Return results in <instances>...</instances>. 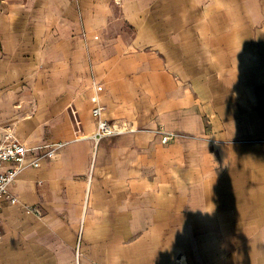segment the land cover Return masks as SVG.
Instances as JSON below:
<instances>
[{"label":"crops","instance_id":"1","mask_svg":"<svg viewBox=\"0 0 264 264\" xmlns=\"http://www.w3.org/2000/svg\"><path fill=\"white\" fill-rule=\"evenodd\" d=\"M250 3L262 5L0 0V140L8 129L30 147L63 142L55 159L17 174L8 189L20 203L0 212L45 205L44 218H56L51 248L39 240L48 262L264 264V88L248 77L254 35L236 30L251 25L237 18ZM25 58L42 60L53 84L33 104L45 109L22 116L14 102L27 108L34 97L12 80L38 73ZM83 58L94 77L80 95L68 82ZM96 83L105 120L134 131L95 144ZM14 242L0 239V264H30L8 262L23 253Z\"/></svg>","mask_w":264,"mask_h":264},{"label":"rangeland","instance_id":"2","mask_svg":"<svg viewBox=\"0 0 264 264\" xmlns=\"http://www.w3.org/2000/svg\"><path fill=\"white\" fill-rule=\"evenodd\" d=\"M262 2L261 8H258V6L254 3H250L249 7L245 9L243 5L239 4L240 6V12L237 16L238 19L247 18L248 21L251 24L249 28L243 26L236 27V30L239 32V34H246L247 30L250 34L254 35L255 38V52H256V58L253 60V63L251 64V73L248 77L250 80H253L254 83L258 86V89L264 88V59L260 58L258 55V51L263 50V43L264 42V0H260ZM115 20L121 19V13L119 10H115L114 12ZM121 29H124L127 33L131 34L132 31L130 28H128L125 24L121 26ZM79 35L83 36V40H85L84 32L79 31ZM94 39H97V36H94ZM86 42L81 44L82 50L85 52L88 50V46ZM18 61V60H17ZM21 62V60H19ZM23 61L27 64L29 62H32L33 68L38 72L34 76H29L27 74H22L18 76V78H13L11 84H18L17 90L19 94L21 95L24 93V91L30 90L31 95H33L34 100H32V106L24 108L21 107V98L16 100L14 102V106L16 107L17 113L19 115H25L26 113H32V112H38L42 111L45 108L41 106H34V102H40L45 95L49 92L47 91V86L52 83L51 78L49 77L48 73V67L45 66L42 60L36 59V58H25ZM18 64V62H17ZM15 63V66L17 65ZM30 66V65H29ZM77 66V76L76 80L73 78V80L69 81L68 83H71L72 81L76 85V92L78 94H82L86 91L87 85H88V79H91L94 77L93 71H92V65L88 61V59H79ZM250 67V65H249ZM31 68V70L33 69ZM13 73V71H11ZM11 75V74H10ZM246 74H243V72L240 74V76L244 77ZM247 76V75H246ZM70 79V78H69ZM53 84V83H52ZM10 87V86H9ZM52 93V92H50ZM55 97V94H51ZM87 107V106H86ZM40 205L43 206V211H41L40 215H37L36 217H40L41 219H35L29 216L30 214L22 213L21 211L13 208H6L0 212V239H3L5 237L11 236L14 239H18L19 243L14 242V244H18L19 247H23V253L21 252L20 257L17 258H11L8 262H30V264H54L53 262H48V257L42 256L40 251V239H43V242L46 240V248L50 249L51 241L53 240V234L50 230L53 222L55 223L56 218L55 216H52L51 219L44 218L48 210L45 207L44 204ZM32 218V219H31ZM35 221L30 222L29 224L23 223V221H29L33 220ZM35 222V223H33ZM39 223H41L39 225ZM33 228L30 232L29 229ZM30 233V234H29ZM20 237H23L25 240L24 244L20 241ZM50 240V241H49ZM42 242V241H41ZM44 246V244H43ZM49 254V253H46ZM46 258V259H45ZM47 262H44L46 261Z\"/></svg>","mask_w":264,"mask_h":264},{"label":"built area","instance_id":"3","mask_svg":"<svg viewBox=\"0 0 264 264\" xmlns=\"http://www.w3.org/2000/svg\"><path fill=\"white\" fill-rule=\"evenodd\" d=\"M101 90V85L97 83L92 85L90 100L93 103L92 115L96 124L95 131L92 134L95 144L104 137L135 130V126L131 123L108 122L105 120L103 117L104 106L101 104L99 95ZM169 138V135H165L162 137V141L166 142ZM62 146L63 142L55 141L44 142L30 147L18 140L11 130H5L3 139L0 140V206L6 203L12 205L19 204L18 197L10 193L8 189L9 184L14 181L17 174L26 166L38 168L41 159H55ZM28 153H31L33 156L27 161ZM25 212L34 215L41 214L40 209L33 206H25ZM176 264H183L181 258L176 260Z\"/></svg>","mask_w":264,"mask_h":264},{"label":"bare ground","instance_id":"4","mask_svg":"<svg viewBox=\"0 0 264 264\" xmlns=\"http://www.w3.org/2000/svg\"><path fill=\"white\" fill-rule=\"evenodd\" d=\"M187 264H188V262H187Z\"/></svg>","mask_w":264,"mask_h":264}]
</instances>
